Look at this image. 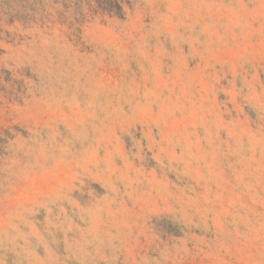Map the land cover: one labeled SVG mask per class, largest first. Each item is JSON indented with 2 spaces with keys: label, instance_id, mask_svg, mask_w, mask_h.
Listing matches in <instances>:
<instances>
[{
  "label": "rangeland",
  "instance_id": "1",
  "mask_svg": "<svg viewBox=\"0 0 264 264\" xmlns=\"http://www.w3.org/2000/svg\"><path fill=\"white\" fill-rule=\"evenodd\" d=\"M0 264H264V0H0Z\"/></svg>",
  "mask_w": 264,
  "mask_h": 264
}]
</instances>
